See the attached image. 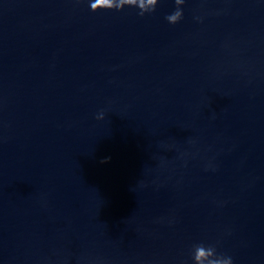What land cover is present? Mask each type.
Instances as JSON below:
<instances>
[{
    "label": "water",
    "instance_id": "1",
    "mask_svg": "<svg viewBox=\"0 0 264 264\" xmlns=\"http://www.w3.org/2000/svg\"><path fill=\"white\" fill-rule=\"evenodd\" d=\"M91 2L0 0V264H264V0Z\"/></svg>",
    "mask_w": 264,
    "mask_h": 264
},
{
    "label": "clouds",
    "instance_id": "2",
    "mask_svg": "<svg viewBox=\"0 0 264 264\" xmlns=\"http://www.w3.org/2000/svg\"><path fill=\"white\" fill-rule=\"evenodd\" d=\"M159 2L160 0H94V2L90 3V8L92 11L99 9L122 10L127 5L138 8V14L143 16L146 13L154 12ZM174 3L176 5L175 11L165 17L170 24H176L183 18L181 5L185 3V0H174ZM96 119H104V112L98 113ZM194 248L195 251L192 254L193 264H233L232 257L218 253L215 245H205L201 242L195 244Z\"/></svg>",
    "mask_w": 264,
    "mask_h": 264
}]
</instances>
